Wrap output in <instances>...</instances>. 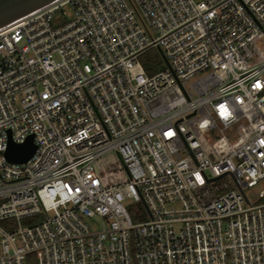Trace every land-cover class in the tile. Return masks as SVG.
Wrapping results in <instances>:
<instances>
[{
    "label": "built area",
    "instance_id": "built-area-1",
    "mask_svg": "<svg viewBox=\"0 0 264 264\" xmlns=\"http://www.w3.org/2000/svg\"><path fill=\"white\" fill-rule=\"evenodd\" d=\"M262 181L264 0H55L0 28V264H264Z\"/></svg>",
    "mask_w": 264,
    "mask_h": 264
},
{
    "label": "rangeland",
    "instance_id": "rangeland-1",
    "mask_svg": "<svg viewBox=\"0 0 264 264\" xmlns=\"http://www.w3.org/2000/svg\"><path fill=\"white\" fill-rule=\"evenodd\" d=\"M63 22V17H56L53 25L55 26V24H61ZM139 62L142 67L153 68L156 71L166 68L161 53L157 48L152 49L141 56ZM101 164L105 167L106 183L116 185L117 183H125L128 180L125 168L123 164H121L117 155L106 156ZM262 189H264V181L260 182L256 187L250 188V190H247L246 193L249 198H252L251 195L259 193ZM125 205L129 209L131 218L135 223L147 221L148 214L142 202L129 200L125 202ZM32 264H35V262Z\"/></svg>",
    "mask_w": 264,
    "mask_h": 264
},
{
    "label": "water",
    "instance_id": "water-1",
    "mask_svg": "<svg viewBox=\"0 0 264 264\" xmlns=\"http://www.w3.org/2000/svg\"><path fill=\"white\" fill-rule=\"evenodd\" d=\"M55 0H0V28L16 21L18 18L29 15ZM164 63L166 59L161 50H159ZM6 152L7 160L14 164L27 162L36 152L33 144V138L29 137L24 144L20 146L9 142Z\"/></svg>",
    "mask_w": 264,
    "mask_h": 264
},
{
    "label": "trees",
    "instance_id": "trees-1",
    "mask_svg": "<svg viewBox=\"0 0 264 264\" xmlns=\"http://www.w3.org/2000/svg\"><path fill=\"white\" fill-rule=\"evenodd\" d=\"M144 69H145V71H146V74L148 75V76H151L152 74H154L155 72H156V70L155 69H151V68H145V67H143ZM32 258H33V256L31 255V256H29L28 257V261L30 262L31 260H32Z\"/></svg>",
    "mask_w": 264,
    "mask_h": 264
}]
</instances>
